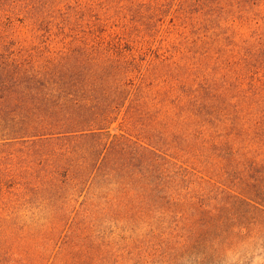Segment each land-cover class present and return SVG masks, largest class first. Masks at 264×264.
<instances>
[{
	"label": "trees",
	"instance_id": "16d2710c",
	"mask_svg": "<svg viewBox=\"0 0 264 264\" xmlns=\"http://www.w3.org/2000/svg\"><path fill=\"white\" fill-rule=\"evenodd\" d=\"M0 264H264V0H0Z\"/></svg>",
	"mask_w": 264,
	"mask_h": 264
},
{
	"label": "rangeland",
	"instance_id": "374dc122",
	"mask_svg": "<svg viewBox=\"0 0 264 264\" xmlns=\"http://www.w3.org/2000/svg\"><path fill=\"white\" fill-rule=\"evenodd\" d=\"M115 130L117 131V128Z\"/></svg>",
	"mask_w": 264,
	"mask_h": 264
}]
</instances>
